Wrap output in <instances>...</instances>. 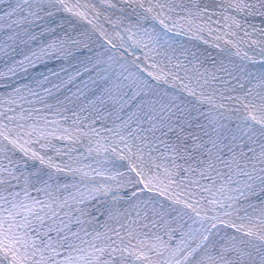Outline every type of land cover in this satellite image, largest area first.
<instances>
[{
  "label": "snow or ice",
  "instance_id": "snow-or-ice-1",
  "mask_svg": "<svg viewBox=\"0 0 264 264\" xmlns=\"http://www.w3.org/2000/svg\"><path fill=\"white\" fill-rule=\"evenodd\" d=\"M0 3V264H264V0Z\"/></svg>",
  "mask_w": 264,
  "mask_h": 264
}]
</instances>
